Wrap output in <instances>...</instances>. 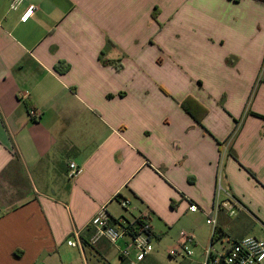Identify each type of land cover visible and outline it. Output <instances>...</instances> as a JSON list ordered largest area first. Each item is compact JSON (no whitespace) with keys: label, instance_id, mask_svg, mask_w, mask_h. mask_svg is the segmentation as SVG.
Wrapping results in <instances>:
<instances>
[{"label":"crops","instance_id":"obj_1","mask_svg":"<svg viewBox=\"0 0 264 264\" xmlns=\"http://www.w3.org/2000/svg\"><path fill=\"white\" fill-rule=\"evenodd\" d=\"M11 2L0 0V264H71L68 240H87L104 206L157 236L192 202L227 231L212 212L219 184L242 206L241 237L253 224L264 236V0ZM189 97L207 110L201 125ZM109 245L85 243L83 260Z\"/></svg>","mask_w":264,"mask_h":264},{"label":"built area","instance_id":"obj_2","mask_svg":"<svg viewBox=\"0 0 264 264\" xmlns=\"http://www.w3.org/2000/svg\"><path fill=\"white\" fill-rule=\"evenodd\" d=\"M23 2L24 0H12L10 8L17 10ZM37 9L35 5L28 6L21 16V21L23 23L30 21ZM40 115L38 110H30V117L33 120H38ZM81 173L82 169L75 162H71L69 177L75 179ZM222 192L226 194L224 200L220 199ZM217 197L218 199L212 211L215 214L225 212L229 218H232L242 208L240 203L225 192L220 184ZM129 204L128 200L121 202L125 209ZM189 209L193 213L199 212L198 206L192 202L189 203ZM205 215L207 217L206 223L213 227V232L210 244L204 249L203 264H264V238L249 235L241 238L232 237L227 231L218 228L216 217H212L211 214ZM134 223L124 221L121 218H113L104 206L90 220L89 227L92 228L93 232L87 238V244L96 246L101 241L106 240L111 245L116 246L119 257L126 264H141L152 257L155 251L152 239L155 236L151 232L152 227L146 219L138 229H136ZM81 235L80 232H75L73 237L68 240V245L83 252L84 243ZM194 247H196L195 235L184 232L178 240L177 246L170 249L168 254L170 257L191 258L194 255Z\"/></svg>","mask_w":264,"mask_h":264},{"label":"rangeland","instance_id":"obj_3","mask_svg":"<svg viewBox=\"0 0 264 264\" xmlns=\"http://www.w3.org/2000/svg\"><path fill=\"white\" fill-rule=\"evenodd\" d=\"M124 221L125 218H121ZM207 217L205 214L201 213H191L189 210L187 213L183 212V216L180 220L172 226H166L164 223L155 224V231L157 233V238L152 239V244L155 247V251L151 258H149L145 263L141 264H203L204 258V248L210 244L212 236V228L206 224ZM227 233L232 237L242 236V212L228 219ZM128 222V221H127ZM247 231L243 232L249 236H256L264 238L259 228L250 225ZM186 233H192L199 238L204 239V244L198 245L193 248L194 255L191 258L184 257H170L168 251L177 246L178 240L181 235ZM67 258L71 261V264H126L124 263L117 254L116 246L109 245V249L104 253V256H97V258L87 257L83 260V255L78 248H71L67 246Z\"/></svg>","mask_w":264,"mask_h":264},{"label":"trees","instance_id":"obj_4","mask_svg":"<svg viewBox=\"0 0 264 264\" xmlns=\"http://www.w3.org/2000/svg\"><path fill=\"white\" fill-rule=\"evenodd\" d=\"M155 16V15H154ZM182 107L183 109L194 119V121L201 125L202 124V120L203 118L206 116L207 114V110L206 108H204L203 106L200 105V103H198L197 101H195L193 98L189 97L187 98L183 103H182ZM263 120H264V116H260ZM145 220V218H139L135 221L134 225L136 227V229H138L142 224L143 221ZM217 231L220 232L219 229H217ZM151 232L153 233V235L157 238V236L154 234L153 230L151 229ZM82 241L83 243H87V240L82 237ZM147 261V260H146ZM146 261H144L143 263H145Z\"/></svg>","mask_w":264,"mask_h":264}]
</instances>
